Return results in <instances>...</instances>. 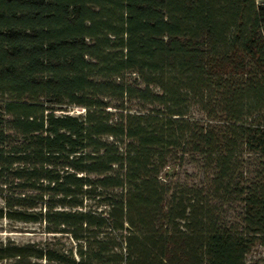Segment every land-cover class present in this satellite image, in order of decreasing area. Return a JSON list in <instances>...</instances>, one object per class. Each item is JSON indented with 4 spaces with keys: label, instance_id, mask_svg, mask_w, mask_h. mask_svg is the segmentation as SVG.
<instances>
[{
    "label": "trees",
    "instance_id": "1",
    "mask_svg": "<svg viewBox=\"0 0 264 264\" xmlns=\"http://www.w3.org/2000/svg\"><path fill=\"white\" fill-rule=\"evenodd\" d=\"M0 199V220L78 244L0 261L246 264L264 244V1L0 0Z\"/></svg>",
    "mask_w": 264,
    "mask_h": 264
},
{
    "label": "rangeland",
    "instance_id": "2",
    "mask_svg": "<svg viewBox=\"0 0 264 264\" xmlns=\"http://www.w3.org/2000/svg\"><path fill=\"white\" fill-rule=\"evenodd\" d=\"M262 2L264 0H257ZM104 103L108 104V110L114 111V108L118 105L117 102L105 99ZM68 114L78 116L82 115L84 110L77 107H68ZM62 113V112H60ZM193 173L189 167L179 168L177 170V178L180 181L188 180L185 177V172ZM190 180V179H189ZM1 205V199H0ZM241 215V205L237 202H230L223 207V219L228 225L239 224ZM14 244L17 246L33 245L42 248H49L56 252L65 254L68 258H74L77 260L76 251L78 250V244L75 243L71 237L67 234H46L42 228L36 224H24L11 222L7 220H0V245ZM246 264H264V244L255 245L250 252L246 255ZM0 264H56L49 263L43 260L36 259H13L3 260Z\"/></svg>",
    "mask_w": 264,
    "mask_h": 264
},
{
    "label": "built area",
    "instance_id": "3",
    "mask_svg": "<svg viewBox=\"0 0 264 264\" xmlns=\"http://www.w3.org/2000/svg\"><path fill=\"white\" fill-rule=\"evenodd\" d=\"M263 2V1H262Z\"/></svg>",
    "mask_w": 264,
    "mask_h": 264
}]
</instances>
